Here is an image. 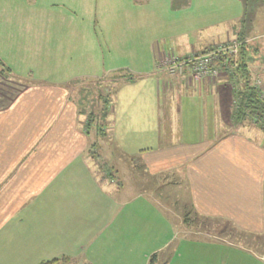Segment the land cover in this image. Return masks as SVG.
Returning <instances> with one entry per match:
<instances>
[{"label": "crops", "instance_id": "obj_1", "mask_svg": "<svg viewBox=\"0 0 264 264\" xmlns=\"http://www.w3.org/2000/svg\"><path fill=\"white\" fill-rule=\"evenodd\" d=\"M95 1L0 0V21L10 28L0 26V60L9 68L1 72L0 67V264H36L61 255L69 256L70 264H104L113 233L119 241L145 237L146 203L143 192L134 188L146 175L154 182L161 177L154 186L158 194L184 192L188 209L171 217L157 202H148L155 211L153 221L166 225V237L150 251H131L139 264H147L152 254L156 264H264V131L248 121L234 125L232 84L220 67L214 65L217 73L202 77L187 67L180 74L157 67L166 53L184 57L243 33L248 66L264 98V55L249 51L261 49L252 37L256 30L264 33V0H218L216 11L205 0L196 2L201 9L193 8L197 0H135L137 30L144 24L142 32L151 34L141 45L145 51L136 54L144 59L138 76L149 81V89L140 88L135 97H146L150 107L144 106L139 118L136 101L134 150L117 142L118 157L109 139L101 142L104 153H97L98 142L90 141L85 129L87 116L78 124L77 105L70 101L75 73L30 84L18 83L16 77L28 73L18 69L28 61L41 64L51 58L64 66L65 59L48 56L49 48L69 50L67 61H74L73 48L81 44L51 43L46 33L58 29L48 21L63 18L79 34L82 18L95 17ZM16 2L23 9L19 15L13 14ZM101 5L106 11V2ZM161 9L167 20L158 22ZM121 12L118 26L125 29L129 12L123 7ZM5 14L18 20H6ZM244 15L251 18L245 28ZM13 31L22 34L10 39ZM92 37L85 49H97L96 35ZM104 101L106 105L109 98ZM91 143L96 153L88 152ZM124 152L141 166L135 170L137 181L130 180L129 170L112 169Z\"/></svg>", "mask_w": 264, "mask_h": 264}, {"label": "rangeland", "instance_id": "obj_2", "mask_svg": "<svg viewBox=\"0 0 264 264\" xmlns=\"http://www.w3.org/2000/svg\"><path fill=\"white\" fill-rule=\"evenodd\" d=\"M132 1V3L126 5L124 4L125 0H96L94 2V10L97 11L94 13L95 17L92 16V18H82V28L79 34H76L75 30L69 29V24L66 23L63 18L54 24L53 22L51 23L48 21L51 29L55 28V25L58 29V33L56 32V29L54 33H46V36L52 39L51 43H53V40L58 39L59 42L63 41L64 46L72 47V43H74V45L76 43L81 44L78 50L73 48V57H75V60L72 62L67 61L68 55L66 56V53L69 51L67 49L63 48V50L58 48L57 50V48H49L47 50L48 56L62 58L63 60L65 59L66 62L64 66L62 64L57 65L56 60L51 58L48 62L41 64H32V62L28 61L27 63L25 62L26 64L18 66L19 71H28V73L25 74V72H22L21 75L16 74V77L19 80L18 83L30 84L35 82H49L52 79L58 80L61 73L63 76L67 75L68 72L75 73V79L77 80L71 82V84L75 87L72 89L73 91L70 92V101L77 105L78 124H83L82 119L84 120V118L91 113L93 120L88 129L90 141H94L96 138L98 142V145L96 146L97 153H104V149L101 148V142L104 140L108 141L109 139V147L114 152L115 157H118L116 153L121 152L120 145H116L117 142L124 141L127 144L125 147L128 148V152H130V150H134V145L130 143L133 142L134 139L132 126L135 129L136 125V123L132 121V118H137L136 101L138 98L135 96L137 95L136 92L140 88L146 90L149 89V86L147 85L149 81H145L146 79H142L138 76L137 72L144 67V65L141 64L144 59L138 58L136 54L145 51L141 45H144L143 43L151 36V34L149 31L145 33L142 32L144 24L142 28L137 30L135 24L138 20L136 10L137 2H135V0ZM102 2H106L107 8L114 9H110L108 11L106 8V11H104L103 6L101 5ZM196 2H198V0L194 1L193 8L201 9V6L198 7ZM203 3H207L210 11H216L219 7L218 0H205ZM122 7L129 12L130 24L125 29L118 26V23H120L119 17L121 18L124 14V12H121ZM41 8L45 9L44 6H41ZM138 8H145L146 10H149L151 9V6L142 7L139 5ZM19 10L23 9L20 2H16L13 14L19 15V13H17ZM83 11L87 12L86 10ZM14 15L5 14L4 18L6 20L16 22V20H18V16L14 17ZM165 15L166 13L162 10L163 17H158L157 21L162 22L163 19L167 20L164 18ZM49 19L57 21V19L53 17L52 13H49ZM217 19L221 18L218 17ZM95 20H97L99 24L90 23V21ZM210 21H216V19H210ZM0 26L3 28L6 27L7 30L10 29L8 25L5 26V23L3 22L0 23ZM14 26L17 27V24ZM217 26L220 27V29L223 27L222 24ZM61 27H64L63 30ZM239 27L240 26L237 25V28ZM17 28H19V26ZM47 28L49 31V26H47ZM213 30L214 29L211 31ZM256 31L255 36L252 37L254 39L252 44H257L261 49L258 51L256 50L257 48H253L254 50L250 49L249 51L250 53H256L257 51L258 55L263 56L264 33H258V30ZM8 33L9 32H6L4 35L7 36L9 35ZM93 33L96 35L97 49H85V45H87L90 40L88 37L91 35V38H93ZM19 34H22V32L12 33L10 35V39L17 37ZM121 44H126L128 48H123V50L121 48H117ZM125 52L127 54H124ZM94 58L97 60L96 64L93 62ZM126 76H131L132 78H127ZM112 77H114V79H111ZM49 78H51V80H47ZM107 97L109 98V103L105 105L103 101L105 98L107 99ZM138 106L140 107L139 118H142V115L145 114L142 108L144 106L149 108L150 102L146 97H143L138 100ZM114 107L115 109L112 110ZM126 108L128 110L125 113L126 116H121V112ZM98 127L102 128L101 134L98 133ZM252 133L256 134L255 132ZM119 158H123L122 161H113L112 169L114 172L119 173L122 169L129 170L131 175L134 176V178L133 176H130V180L136 178L137 181L135 170H141L139 162L135 160L131 161L128 153H125L124 155L121 153ZM158 178L159 179L157 180L155 179V183L154 179H151V177L146 175L145 178H143V181L138 183L137 187L134 186V189L143 192L144 201L146 203L144 214L145 218L148 220H146L145 223V237L141 235L142 237L139 239V237H133L130 233V238L132 236L135 241L132 239H129V241H119L115 238L116 233H113L112 237H110L107 241L106 246L108 249L111 248L114 252L112 253L110 250L105 253L104 264H139L133 252L136 253L137 251L142 250L150 251L149 249H151V247L156 246V243H160V241L166 237V225L160 221H153L155 219V211L152 207H150L148 202L154 203L155 205L158 203L164 210H166L168 213L167 215H170L171 217L172 215L175 217V213L179 214V212H181V214H183L184 210L188 209L187 196L184 192H179V194L177 193V196L172 194L168 195L166 191L161 194L156 193L154 186L158 184L159 180L162 181V179H160L161 177ZM175 199L176 206H173L172 202ZM135 200L137 203L140 202V196ZM139 208L141 209V207ZM138 222H140V218H138ZM208 225L211 226L209 223ZM129 232H131V230ZM230 238V236L225 237V239L228 240H231ZM73 264L76 263L74 262Z\"/></svg>", "mask_w": 264, "mask_h": 264}, {"label": "trees", "instance_id": "obj_3", "mask_svg": "<svg viewBox=\"0 0 264 264\" xmlns=\"http://www.w3.org/2000/svg\"><path fill=\"white\" fill-rule=\"evenodd\" d=\"M186 0H177V2H184ZM246 4L248 2H245ZM251 18L248 16H243L241 20L242 27L245 28L249 26ZM243 33H238L237 38L232 41L224 42L221 44H215L209 46L202 51L195 52L194 54L208 53L211 50L216 49L219 45H224L231 43L233 41L238 42L237 52L219 51L216 56L212 58L211 65L220 67L225 74L226 79L232 84V94L233 103L231 118L234 125H241L245 121L252 122L254 126L264 131V98L261 95V89L258 85L254 84L252 73L249 69L250 57L247 55L246 41ZM169 53H166L168 55ZM1 72L8 71L9 68L4 66V63L0 60ZM186 68V67H185ZM183 69V71L185 70ZM127 78H132L131 76H126ZM105 102V101H104ZM91 113L87 116V121L85 124V129L89 128L92 123ZM98 133H102V128L98 127ZM92 146V148H91ZM88 152H92L95 147L94 143L89 146ZM95 152V151H94ZM96 153V152H95ZM108 169V168H106ZM109 176L113 175L112 172L108 173ZM71 258L67 255H61L52 257L50 259L39 261L36 264H70ZM88 264V263H84ZM147 264H156L155 254L149 257Z\"/></svg>", "mask_w": 264, "mask_h": 264}, {"label": "built area", "instance_id": "obj_4", "mask_svg": "<svg viewBox=\"0 0 264 264\" xmlns=\"http://www.w3.org/2000/svg\"><path fill=\"white\" fill-rule=\"evenodd\" d=\"M238 42L233 41L224 45H219L216 49L209 51L208 53L194 54L191 53L184 57H178L173 54H168L163 57L157 63V67L162 70H166L169 73L180 74L185 67L191 70V73L197 77H202L207 74H216L217 68L211 65L212 58L216 56L219 51L237 52ZM255 85H259L256 82Z\"/></svg>", "mask_w": 264, "mask_h": 264}]
</instances>
